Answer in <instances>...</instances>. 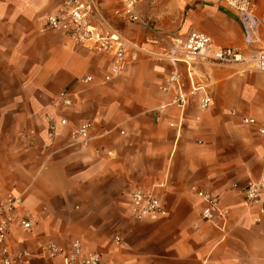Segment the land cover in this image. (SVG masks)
<instances>
[{
  "label": "crops",
  "instance_id": "0c3cea01",
  "mask_svg": "<svg viewBox=\"0 0 264 264\" xmlns=\"http://www.w3.org/2000/svg\"><path fill=\"white\" fill-rule=\"evenodd\" d=\"M98 3L103 30L134 52L118 74L110 55L45 27L61 0H0V199L23 195L6 237L10 255L27 250L34 256L19 264H65V255L39 257L42 248L81 240L109 264H264V224L243 195L264 168V136L243 124L245 117L264 123V72L199 65L189 73L178 64L187 100L180 106L169 82L175 65L160 57L191 31L250 54L240 20L213 0H145L136 11L148 28L117 21L120 0ZM263 6L259 0L258 15ZM66 88L74 94L61 114L68 124L50 139L47 117ZM204 94L212 101L207 110ZM86 122L91 139L74 144L72 131ZM150 189L166 214L134 220L132 193ZM197 190L217 195L230 211L225 229L203 220ZM25 217L34 223L30 232L21 229Z\"/></svg>",
  "mask_w": 264,
  "mask_h": 264
},
{
  "label": "built area",
  "instance_id": "2783aa9c",
  "mask_svg": "<svg viewBox=\"0 0 264 264\" xmlns=\"http://www.w3.org/2000/svg\"><path fill=\"white\" fill-rule=\"evenodd\" d=\"M62 7L58 13L47 16L46 27L51 30H64L70 34L73 40L83 47L102 52L114 58L113 74H118L126 61L127 55L131 58L134 52L129 43L118 35L103 30L107 25L98 0H61ZM122 6L114 11V18L122 23L142 24L152 27L150 22L137 13V5L145 0H120ZM234 11L240 20L247 47L254 46L260 36V28L264 30V13L258 15L259 0H213ZM161 58L169 60L175 65L169 82L170 86H176L179 93V105L184 106L186 96L183 94L181 74L176 67L184 64L189 73L199 65H220L234 67L244 65L245 69L264 72V47L258 52L247 54L235 47H219L212 38L199 31H191L184 42L172 46L166 50ZM106 80H110L107 77ZM91 81V78H85ZM74 94L70 89L61 90L53 101L54 112L48 115L49 133L52 139L59 126H66L68 119L62 117V112L73 104ZM211 97L204 94L201 99V109L207 110L211 104ZM243 124L257 130L264 136V123L255 118H243ZM91 123H83L74 128L71 139L74 144L85 145L91 139ZM197 195L204 204L202 218L213 224L218 229H225L230 211L222 207L217 195L205 190H197ZM244 200L248 208L257 210L255 221L264 224V168L259 178L249 181L243 189ZM23 205V195L15 192H7L0 199V244L2 245L3 264H19L27 257H33V253L27 250L19 251L14 257L10 255V249L6 245V237L15 222L17 212ZM166 214L165 202L158 197L154 189L137 190L132 193L130 199V215L134 220L141 221L147 218L159 217ZM21 229L30 232L34 223L30 217L22 219ZM65 255V264H109L106 256L100 251L90 250L81 240H74L63 246L49 243L42 248L39 257L53 259Z\"/></svg>",
  "mask_w": 264,
  "mask_h": 264
},
{
  "label": "rangeland",
  "instance_id": "374dc122",
  "mask_svg": "<svg viewBox=\"0 0 264 264\" xmlns=\"http://www.w3.org/2000/svg\"><path fill=\"white\" fill-rule=\"evenodd\" d=\"M178 9H179V7L177 6V7H175V16H176V18H175V24H176V22L178 21ZM262 12V14L264 13V6H263V8H262V10H261ZM48 15H50V14H48ZM47 15V16H48ZM261 15V14H260ZM146 17V16H145ZM148 18V17H147ZM47 19V18H46ZM150 19V18H149ZM151 21H152V19H151ZM45 27H46V23H45ZM47 28V27H46ZM165 29V31H167V32H170V34L172 33L173 35H175L176 37H181V35H180V32L176 29V30H173V29H170V31H168L166 28H164ZM260 33V36H259V38H258V41H257V43L254 45V46H252V47H250L249 49L252 51V52H258L262 47H264V30L262 29V28H260V31H259ZM178 43V41H176V44ZM128 202L129 201H127L126 203H124L123 204V209L125 210V209H128L129 210V204H128ZM128 213H129V211H128ZM128 216H130V214L128 215ZM131 217V216H130Z\"/></svg>",
  "mask_w": 264,
  "mask_h": 264
}]
</instances>
